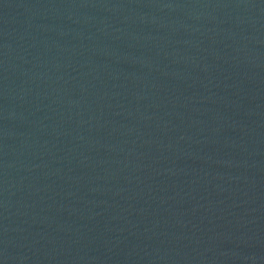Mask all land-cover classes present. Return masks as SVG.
<instances>
[{
	"label": "water",
	"instance_id": "1",
	"mask_svg": "<svg viewBox=\"0 0 264 264\" xmlns=\"http://www.w3.org/2000/svg\"><path fill=\"white\" fill-rule=\"evenodd\" d=\"M0 264H264V0H0Z\"/></svg>",
	"mask_w": 264,
	"mask_h": 264
}]
</instances>
